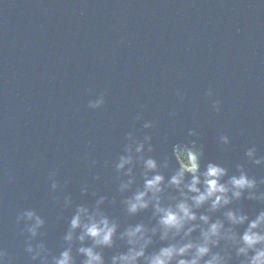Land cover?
<instances>
[{
  "label": "water",
  "instance_id": "95a60500",
  "mask_svg": "<svg viewBox=\"0 0 264 264\" xmlns=\"http://www.w3.org/2000/svg\"><path fill=\"white\" fill-rule=\"evenodd\" d=\"M101 93L104 104L90 109ZM145 121L153 126L143 128ZM129 132L151 137L153 151L144 155L168 159L160 169L166 179L177 167L172 145L192 139L198 151L203 146L201 169L212 161L231 175L241 164L264 177V165L244 155L253 145L264 155V0H0V248L12 264H39L16 221L25 209L44 219L33 244L42 240L49 257L67 246L75 206L91 208L100 195L121 229L148 222L150 208L128 216L121 203L142 184L141 165L134 163L132 189L118 191L114 165ZM230 206L254 216L264 203L242 196ZM125 249L119 239L103 249L106 264ZM73 254L80 264L75 247Z\"/></svg>",
  "mask_w": 264,
  "mask_h": 264
},
{
  "label": "clouds",
  "instance_id": "9594fccd",
  "mask_svg": "<svg viewBox=\"0 0 264 264\" xmlns=\"http://www.w3.org/2000/svg\"><path fill=\"white\" fill-rule=\"evenodd\" d=\"M176 94L183 98L180 90ZM205 95L211 97L213 90L207 89ZM103 104L102 93L88 101L90 109ZM211 106L213 111H221L219 99L212 100ZM134 119L139 120L140 113ZM142 126L151 128L153 122L145 121ZM196 135L194 129L188 130V136ZM127 139L129 143L124 145L123 154L114 165L119 174L118 191L127 192L136 183L134 163L141 165L143 182L124 196L121 203L128 216L150 208L148 222L129 223L121 229L118 221L103 211L101 206L106 197L100 195L91 208L86 204L75 206L62 237L67 246L49 257L42 240L33 244L38 235L43 236L39 229L45 221L35 210L25 209L17 215L16 221L24 223L21 229L22 234L27 233L24 250L32 261L76 264L75 247L76 255L82 257L80 264H106L103 249L113 248L119 239L126 249L114 252L107 264H233V261L235 264H264V208L250 216L241 207L230 206L242 196L264 203V190H260L264 177L257 179L249 175L241 164L235 165L236 171L231 175L226 167L212 161L201 169L199 151H203V146L198 151L197 142L192 139L187 144L172 145L177 167L166 179L160 169L169 167L168 159L158 163L153 156L144 155L153 151L149 143L151 137L145 135L142 140H135L129 132ZM218 141L228 145L230 137L221 134ZM244 155L252 164L264 165V155H257L256 146L246 148ZM121 175L126 179H120ZM54 176V170L49 172L52 190L58 187ZM169 190H174V194ZM87 191V185L81 188L82 193ZM70 204V197L65 196L64 206ZM217 212L220 215H214ZM240 226H244L243 231H238ZM157 244L159 246L155 247ZM0 264H12V257L3 248H0Z\"/></svg>",
  "mask_w": 264,
  "mask_h": 264
}]
</instances>
